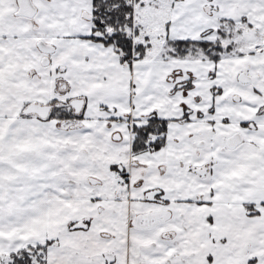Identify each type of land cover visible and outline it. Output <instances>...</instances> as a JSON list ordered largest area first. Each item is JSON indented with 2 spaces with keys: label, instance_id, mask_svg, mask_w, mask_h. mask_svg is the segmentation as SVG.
Here are the masks:
<instances>
[{
  "label": "snow or ice",
  "instance_id": "snow-or-ice-1",
  "mask_svg": "<svg viewBox=\"0 0 264 264\" xmlns=\"http://www.w3.org/2000/svg\"><path fill=\"white\" fill-rule=\"evenodd\" d=\"M0 264H264V0H0Z\"/></svg>",
  "mask_w": 264,
  "mask_h": 264
}]
</instances>
